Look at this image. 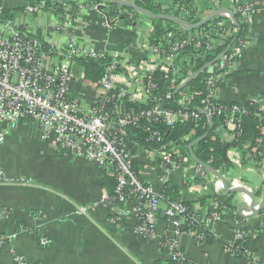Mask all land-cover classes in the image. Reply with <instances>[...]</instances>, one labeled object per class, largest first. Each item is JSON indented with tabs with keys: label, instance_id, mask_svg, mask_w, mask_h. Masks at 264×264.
Returning <instances> with one entry per match:
<instances>
[{
	"label": "crops",
	"instance_id": "0c3cea01",
	"mask_svg": "<svg viewBox=\"0 0 264 264\" xmlns=\"http://www.w3.org/2000/svg\"><path fill=\"white\" fill-rule=\"evenodd\" d=\"M29 1L0 0V8L16 13ZM203 3L207 9L202 17L219 8L231 11L230 0H218L217 5H211L208 0ZM250 5L252 15L245 46L215 90V98L223 103L244 105L248 100L264 97V0H250ZM49 22L56 23L51 16ZM81 25L79 37L83 43L106 46L109 51L139 63L145 57L144 35L153 29L154 23L139 15L131 27L120 25L107 31L101 27L96 13L86 12ZM36 31L45 41L64 40L53 31ZM74 72L79 75V70ZM71 92L82 105L94 101V92L81 80ZM255 115L262 136L252 151L262 159L264 103ZM232 130L233 127L217 130L224 146L228 145L225 159L230 164L219 173L229 186L240 184L255 191L258 203L264 194V166L259 167L256 159H253L255 164L253 160L242 162L243 154L233 144ZM0 131L5 133L0 142V172L6 179L19 181L0 183V207L8 211L5 218H0V234L13 236L0 246V264H14L13 255L22 256L27 264H165L169 256L162 245L164 236L176 239L178 251L192 264H264V209L253 217L242 214L244 219L237 222L231 218L233 210L228 211L208 224L214 240L203 246L189 233L175 236L162 217L156 219L153 236L147 239L137 231L130 216L133 199L122 205L117 216L110 215L113 209L104 202L108 193L97 164L85 157L60 153L54 137L43 139L40 126L34 121L21 119L13 126L2 123ZM139 175L157 193H162L164 182L150 164H141ZM192 176L190 168H183L174 171L169 181L191 202V211L204 220L211 209L213 192L224 191L213 175L202 182ZM245 201L242 194L226 193L225 203L232 204L234 212L238 213ZM164 207L161 204V209ZM80 208L86 210L80 212ZM242 229H247L249 250L246 255L236 257L225 246L236 244V231ZM41 238L48 241L45 246L40 244Z\"/></svg>",
	"mask_w": 264,
	"mask_h": 264
},
{
	"label": "built area",
	"instance_id": "2783aa9c",
	"mask_svg": "<svg viewBox=\"0 0 264 264\" xmlns=\"http://www.w3.org/2000/svg\"><path fill=\"white\" fill-rule=\"evenodd\" d=\"M60 1L61 12L54 16V8L50 5ZM230 1L233 14L237 12L241 22L249 23L252 15L250 0ZM208 2L211 5L218 4V0ZM86 12L96 13L101 27L107 31L121 25L117 19L109 18V6L105 1L94 3L80 0L71 3L68 0H34L12 13L11 17L6 16L3 8H0V125L6 123L13 126L21 119L34 121L40 126L43 139L54 137L60 153L85 157L97 164L103 175L115 180V194L122 205L133 199L130 216L136 223L137 231L151 239L156 214L165 197L157 193L152 185L142 181L135 163L150 164L164 183L169 181L174 171L183 168H190L193 175L201 179H207L208 176L186 156V149L182 145L144 149L129 136L126 128L138 127L140 121H144L147 127L143 131L149 132L148 139L162 141L161 133L151 127L161 123L169 128L181 118L180 111L166 108L164 102L192 74L191 71H187L184 76L179 74L180 53L193 41L209 45V34L197 33L193 36L185 32H167L157 37L150 29L143 39L145 57L139 63H134L130 58L109 51L106 46L80 40L82 15ZM50 16L56 21L55 24L50 25ZM29 17L35 20L30 21ZM228 26L225 31L230 36L235 33V29L232 25ZM37 29L53 31L62 35L64 40L62 43L40 40L37 38ZM244 46V39L238 46L228 45L226 54L206 71L203 82L209 98L216 99L218 83L228 73L233 60L240 56ZM77 59L102 62L103 73L99 80L85 79L83 67ZM75 69L79 70V75L74 72ZM154 75H161L166 85L159 88L154 82ZM79 80L94 92V101L87 106L72 96V87ZM178 95L181 105L189 100L182 90ZM257 102L262 105L264 97ZM128 105L142 108L135 111L133 108L128 109ZM203 112L208 117L214 112L223 114L225 120L221 125L228 130L233 127L235 117H245L237 106L213 107L208 103ZM190 116L197 118V113L192 112ZM193 135L194 131H191L186 139ZM4 136L5 133L0 131V142ZM262 166L264 163L259 164V167ZM216 180L222 188L221 182ZM14 181L19 182L6 179L0 172V183ZM211 208H214L213 203ZM85 210L79 209L80 212ZM185 210L176 201L167 202L164 207L163 218L175 236L186 233L183 231L186 222L182 217ZM248 213L242 212L244 216ZM7 215L8 211L1 208L0 218ZM210 216V219L207 217L202 220L206 222L207 229L210 222L220 218L216 213ZM203 232L201 227L189 233L199 246L204 245ZM236 235L238 241L242 235L238 231ZM11 238L13 236L0 234V246ZM164 239L162 245L168 252L169 260L182 264L186 259L177 249V240L167 236ZM47 243L45 238L40 239L41 245ZM13 258L14 264H27L20 255H13Z\"/></svg>",
	"mask_w": 264,
	"mask_h": 264
},
{
	"label": "trees",
	"instance_id": "16d2710c",
	"mask_svg": "<svg viewBox=\"0 0 264 264\" xmlns=\"http://www.w3.org/2000/svg\"><path fill=\"white\" fill-rule=\"evenodd\" d=\"M80 1V0H76ZM76 1H69L74 3ZM88 2H102V0H86ZM129 3L138 5L153 14L157 15H173L181 18L182 20L188 22L189 24H197L203 18V13L207 9V6L204 5V0H122ZM245 1V0H242ZM34 0H30L29 3H33ZM59 3V4H56ZM52 6L54 16L60 14V2H56ZM109 13L108 16L110 19H117L118 22L124 27H131L133 19L137 16L145 17L144 15L134 12L130 8L121 7L113 4H109ZM231 10H233V5H231ZM3 12L6 16L11 17L12 13L10 10L3 9ZM234 17L237 24L234 25L232 22L223 16H216L212 18L208 23L204 24L202 27L197 28L192 31H188L175 23L162 21L157 19H150L153 21V31L154 35L160 37L167 32H185L186 34H192L193 36L197 33H207L209 34V45L204 44V42L193 41L180 53L181 63L180 75L184 76L187 71L192 73L197 71L206 63L215 59L218 55L223 53L228 45L232 47L238 46L241 39H244L248 31V23L241 22L239 19V14L234 12ZM232 23V24H231ZM228 25L234 26L235 33L232 35H227L226 31ZM40 40H43L42 37L38 36ZM45 45V44H44ZM77 62L83 67L85 79L90 81H97L103 73V63L96 62L92 60L77 59ZM206 71L200 74L196 79L191 81L182 92L186 93L189 96V100L184 104H179L180 97L178 93L174 95V90L171 93V96L165 100L164 106L173 111H180L182 113L181 118L169 128L164 127L161 123H155L151 128L158 130L162 135L161 142L150 141L148 139L149 132H144L143 129L147 126L144 121H140L138 127L129 126L126 128L129 136L142 148L156 150L160 149L162 146L169 147L172 144H179L185 147L186 156L190 158L189 153L187 152V147L196 139L203 137L205 134L206 137L203 138L192 148L194 156L202 163L209 165L214 170L221 173L224 167H229L230 164L225 159L223 152L224 143L221 141L217 130L224 128L221 124L224 123V115H217L215 112L211 116H207L203 110L210 103L213 107L217 106H237L244 112L245 117L239 119L235 117L233 121V144L237 150L241 151L243 154V163H248L253 159H256L259 163H264V157L261 159L258 157V153L253 152V148H257L258 140L261 138V131L259 127V120L255 115L256 109L259 107L257 100H248L244 105H239L237 103H223L216 99L209 98L207 96L206 86L204 85V78L206 76ZM155 83L159 88H162L166 85L165 79L161 75H154ZM263 97V96H262ZM261 97V98H262ZM128 109L133 108L135 111H139L142 108L138 105H128ZM192 112L197 113V118L191 117ZM194 131L193 137L190 136V132ZM191 159V158H190ZM192 160V159H191ZM141 163H135V169L139 170ZM158 175V174H157ZM205 175L210 176L209 173L205 172ZM159 176V175H158ZM194 180L202 182L200 176H192ZM15 182V181H14ZM115 185L116 182L112 177L105 176L103 177V186L105 187L108 197L104 201L109 204L113 210L110 211V215L115 217L119 213V210L122 207V202L119 201L117 195L115 194ZM162 194L165 197L162 204L166 205L167 202L176 201L180 203L183 207L186 208L185 212L182 214L183 219L186 222V227L184 232L191 233L196 231L198 228H203V244H210L214 240L213 234L208 230L206 222L202 221L197 215L191 211V202L185 200L178 187L171 181H166L163 183ZM234 196V195H231ZM260 196V192L256 193V197ZM226 193H214L212 195V203L214 208L210 209L208 218H211V213H216L220 217H224L228 211L233 210L231 218L234 221H239L244 219L236 211L234 212V206L232 204L227 205L225 203ZM1 209V207H0ZM244 210V207H241L239 211ZM163 209H159L156 216L163 218ZM238 214V215H237ZM18 227L19 225H15ZM247 229L238 230L242 237L234 245H226L225 247L229 252H231L236 257H242L246 255L249 250V240L246 237ZM146 237V236H145ZM149 239V237H146ZM165 239H162V244ZM165 264H176L171 260H168ZM182 264H192L188 259L182 261Z\"/></svg>",
	"mask_w": 264,
	"mask_h": 264
},
{
	"label": "water",
	"instance_id": "95a60500",
	"mask_svg": "<svg viewBox=\"0 0 264 264\" xmlns=\"http://www.w3.org/2000/svg\"><path fill=\"white\" fill-rule=\"evenodd\" d=\"M69 1H76V0H69ZM105 1L106 3L109 4H113V5H117V6H121V7H127L130 8L131 10H133L136 13H139L141 15H144L150 19H157V20H162V21H168V22H172L177 24L178 26L188 30V31H192L195 30L197 28L202 27L204 24L208 23L212 18L216 17V16H226L227 18L230 19V21L236 25V19L234 17V14L232 11H230L229 9H225V8H219L215 11H212L211 13H209L206 17L202 18L201 21L197 24H189L188 22L182 20L181 18L177 17V16H173V15H157V14H153L152 12L138 6L132 3H129L127 1H122V0H102ZM227 47L223 53H221L220 55H218L215 59H213L212 61L206 63L205 65H203L201 68H199L197 71L193 72L183 83H181L175 90H174V95L176 93H178L179 91H181L182 89H184L191 81H193L194 79H196L200 74L204 73L205 71H207L210 67H212L216 62H218L221 57L226 54V52L228 51ZM207 134H205L203 137H200L198 139H196L194 142H192L190 145H188L187 149L190 155V158L192 159V161L199 165L205 172L209 173L210 175L215 176L222 185V190L227 193V194H242L247 198V203L244 206V210L242 211H238L239 215H242L243 211H247L248 213V217H253L256 216L260 211H262L264 209V194L262 195L260 201L258 203L255 202V191L248 189L242 185L239 186H234L231 187L228 185L226 179L224 178V176L222 174H220L218 171L214 170L213 168H211L209 165H206L202 162H200L193 154L192 152V147L194 145H196L198 142H200L203 138L206 137ZM228 147V145H225L223 148V152L225 155V151L226 148Z\"/></svg>",
	"mask_w": 264,
	"mask_h": 264
},
{
	"label": "rangeland",
	"instance_id": "374dc122",
	"mask_svg": "<svg viewBox=\"0 0 264 264\" xmlns=\"http://www.w3.org/2000/svg\"><path fill=\"white\" fill-rule=\"evenodd\" d=\"M30 21H34L35 19L33 17H29Z\"/></svg>",
	"mask_w": 264,
	"mask_h": 264
}]
</instances>
